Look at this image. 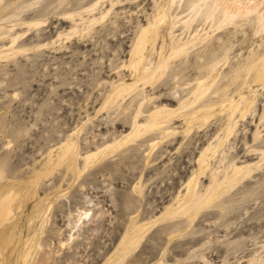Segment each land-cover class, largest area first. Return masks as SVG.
I'll return each instance as SVG.
<instances>
[{
	"label": "rangeland",
	"instance_id": "obj_1",
	"mask_svg": "<svg viewBox=\"0 0 264 264\" xmlns=\"http://www.w3.org/2000/svg\"><path fill=\"white\" fill-rule=\"evenodd\" d=\"M263 63L264 0H0V264H264Z\"/></svg>",
	"mask_w": 264,
	"mask_h": 264
},
{
	"label": "bare ground",
	"instance_id": "obj_2",
	"mask_svg": "<svg viewBox=\"0 0 264 264\" xmlns=\"http://www.w3.org/2000/svg\"><path fill=\"white\" fill-rule=\"evenodd\" d=\"M233 1V0H232ZM256 2L257 1H246L242 4H244L246 6V8H249V9H253L254 7H256ZM235 4V1L234 3ZM238 7V6H236ZM240 8V7H239ZM200 9H198V13L200 12L199 11ZM214 12V11H213ZM196 13V14H198ZM211 14H213L211 12ZM206 45H204V48H205ZM214 46V45H213ZM211 49V48H210ZM214 50V49H213ZM163 65L164 63H160L158 65V68H163ZM262 70L264 71V63H263V67H262ZM264 74V73H263ZM218 86V85H217ZM215 85L214 88L217 87ZM215 90V89H214ZM218 90V89H217ZM209 114V113H208ZM243 176V175H242ZM241 176V177H242ZM240 179V177H239ZM214 183H216L214 186H212V189L209 190V193H211V196H209L208 198H205L202 200V202L199 203V207L196 209L195 213L194 214H197L199 212V210L204 207L206 205V203L209 202V198L213 197V196H218L220 195L221 193V190H227L228 186L227 187H224V184L223 183H226L225 181L223 182H218V181H215ZM233 183V182H232ZM230 185H234V184H230ZM230 187V186H229ZM220 189V191H219ZM13 193L10 194V193H5V194H0V225L3 223V221L12 213V207H11V202L10 200L13 199L14 195H19V191L15 190V191H12ZM211 201V200H210ZM185 205V203H184ZM1 249V248H0ZM2 261V260H1ZM0 261V263H1ZM3 263V262H2ZM23 264H27V258H24V261H23Z\"/></svg>",
	"mask_w": 264,
	"mask_h": 264
}]
</instances>
